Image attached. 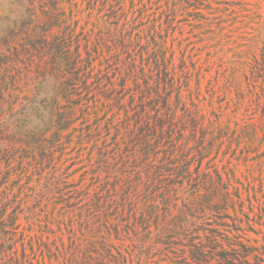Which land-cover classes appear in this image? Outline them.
Wrapping results in <instances>:
<instances>
[{
    "label": "rangeland",
    "instance_id": "374dc122",
    "mask_svg": "<svg viewBox=\"0 0 264 264\" xmlns=\"http://www.w3.org/2000/svg\"><path fill=\"white\" fill-rule=\"evenodd\" d=\"M57 7L0 0V264H264V0Z\"/></svg>",
    "mask_w": 264,
    "mask_h": 264
},
{
    "label": "trees",
    "instance_id": "16d2710c",
    "mask_svg": "<svg viewBox=\"0 0 264 264\" xmlns=\"http://www.w3.org/2000/svg\"><path fill=\"white\" fill-rule=\"evenodd\" d=\"M28 2L33 6V4L35 2H37L38 6H40L41 8L44 7L45 5H49V9L48 10H45V9H41V12L46 14L50 13L51 15V18L53 20H55V24H58L59 25V22H60V17L57 15V0H28ZM50 26V25H48ZM42 30H46L45 28H42ZM27 32V34L29 35V32H28V29L25 30ZM65 34L62 33V34H54L52 36V39L50 40H47V38H45L42 34H39L38 37H30L29 35V39H28V43L30 45V47L36 51L37 53L39 54H42V55H46V54H49L51 57H54V60L56 59L55 57L56 56H61L60 52H62L63 50V47L65 46L64 43H65V39L64 37ZM85 46H87L85 44ZM79 45H77V47L75 48V57L77 58V60H80V53H79V49H78ZM87 48V47H86ZM86 55H87V60L88 62H90V53L89 51L86 49L85 51ZM55 62V61H53ZM76 63V61L74 62V64ZM90 64V63H89ZM248 253H246L245 255H247ZM260 260L263 261V259L261 257H259ZM246 262V260H245ZM259 264H262V263H259Z\"/></svg>",
    "mask_w": 264,
    "mask_h": 264
}]
</instances>
